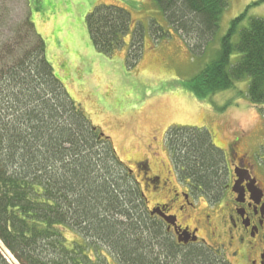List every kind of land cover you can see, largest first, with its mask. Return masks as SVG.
<instances>
[{"label": "trees", "instance_id": "trees-1", "mask_svg": "<svg viewBox=\"0 0 264 264\" xmlns=\"http://www.w3.org/2000/svg\"><path fill=\"white\" fill-rule=\"evenodd\" d=\"M155 3L189 44L212 37L227 6L226 0ZM246 12L231 21L216 59L194 78L191 89L197 98L210 99L247 77V99L264 107V18H251L242 28ZM85 23L92 47L111 56L132 21L127 10L100 4ZM9 31L0 41V241L12 256L20 264H105L107 256L116 264H231L217 250H179L164 227L145 213L140 188L111 139L88 120L54 75L30 13ZM168 37L153 26L155 42ZM142 48L136 27L129 67L138 64ZM234 53L239 57L231 65ZM164 142L180 179L205 193L217 189L224 176L223 153L206 130L173 127ZM65 232L74 239L69 241ZM0 264H7L1 256Z\"/></svg>", "mask_w": 264, "mask_h": 264}, {"label": "rangeland", "instance_id": "rangeland-1", "mask_svg": "<svg viewBox=\"0 0 264 264\" xmlns=\"http://www.w3.org/2000/svg\"><path fill=\"white\" fill-rule=\"evenodd\" d=\"M255 1L258 0H226L214 35L205 42L192 41L190 45L168 23L155 0H108L104 5L127 10L132 24L113 55L98 53L91 47L97 54L92 56L85 16L100 5H93L94 0H0V41L10 36L13 22L30 13L54 75L88 120L111 139L117 156L131 170L132 179H138L137 172L142 169V164L136 163H147L153 174H160L166 164L173 166L164 142L166 132L173 127L206 130L212 143L224 154L227 146L237 139L238 154H253L261 165L264 107L247 99L249 78L234 81L232 87L204 101L191 89L194 78L216 59L220 40L235 17L247 10L242 28L251 18H264V0L247 9ZM82 22L85 30L81 28ZM155 25L169 33V37L155 42L152 38ZM136 27L142 32V56L135 67H129L127 53ZM238 57L233 54L231 65ZM145 195L150 204L158 200L153 192ZM226 196L222 202L227 201ZM209 199L205 196L196 199L197 210H206L204 206ZM201 235L205 238L204 229ZM65 236L69 241L74 239L67 232ZM179 250L186 252L192 248ZM0 256L7 264H20L1 241ZM90 257L96 260L93 254ZM107 258L105 264H116ZM226 258L240 264L232 257Z\"/></svg>", "mask_w": 264, "mask_h": 264}, {"label": "flooded vegetation", "instance_id": "flooded-vegetation-1", "mask_svg": "<svg viewBox=\"0 0 264 264\" xmlns=\"http://www.w3.org/2000/svg\"><path fill=\"white\" fill-rule=\"evenodd\" d=\"M236 142L223 153L222 181L208 193L180 179L167 164L160 174H153L147 163H136L142 169L137 167L135 181L145 213L164 227L179 248L203 247L232 257L235 263L264 264V162L259 165L253 154L239 155ZM147 192L158 200L148 203ZM225 195L227 201L222 202ZM201 196L210 198L206 210L196 208L195 200Z\"/></svg>", "mask_w": 264, "mask_h": 264}, {"label": "crops", "instance_id": "crops-1", "mask_svg": "<svg viewBox=\"0 0 264 264\" xmlns=\"http://www.w3.org/2000/svg\"><path fill=\"white\" fill-rule=\"evenodd\" d=\"M104 4V3H109L108 2V0H94V4L93 5H96V4ZM92 5V6H93ZM86 17V16H85ZM81 28L83 29V30H85V24H84V22H82L81 23ZM89 36V35H88ZM92 46L89 44V49L91 50V54H92V56H97V54H95V52H93V50H92V48H91ZM97 59H100L99 58V56L98 57H96Z\"/></svg>", "mask_w": 264, "mask_h": 264}, {"label": "water", "instance_id": "water-1", "mask_svg": "<svg viewBox=\"0 0 264 264\" xmlns=\"http://www.w3.org/2000/svg\"><path fill=\"white\" fill-rule=\"evenodd\" d=\"M164 219H165V217H164ZM165 221H167V219H165ZM179 241H183V240H181L180 238L178 239Z\"/></svg>", "mask_w": 264, "mask_h": 264}]
</instances>
